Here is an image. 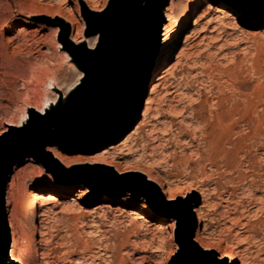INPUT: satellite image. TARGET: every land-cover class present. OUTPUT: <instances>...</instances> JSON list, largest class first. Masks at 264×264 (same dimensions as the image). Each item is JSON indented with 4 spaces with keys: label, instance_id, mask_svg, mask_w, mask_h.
<instances>
[{
    "label": "rangeland",
    "instance_id": "1",
    "mask_svg": "<svg viewBox=\"0 0 264 264\" xmlns=\"http://www.w3.org/2000/svg\"><path fill=\"white\" fill-rule=\"evenodd\" d=\"M110 1L91 0L89 6L83 0H0V134L7 125L19 127L29 117L38 118L39 112L25 104L32 103L34 97L41 99L43 112L55 108L45 96L50 90L48 84L44 86L46 75L61 68L62 86L75 79L80 69L77 62L97 39L92 47L87 43L78 47L68 38L74 36L77 25L81 34L94 36L87 35L88 24ZM192 1L173 0L170 21L163 11L159 46L164 40V24L172 32L188 15L186 25L167 62L146 83L136 107L141 105L136 123L135 109L124 124L96 144L89 142L90 136L50 132L47 136L65 156L63 161L44 148L38 158L30 156L29 162L23 159L12 166L5 187L7 221L19 235L17 253L30 254L35 247L41 252L28 259L29 264H43L42 251L50 253L54 264H242L219 258L226 246L237 245L235 234H248L244 247L251 264H264V226L253 216L248 219L256 224L255 234L239 232L226 219L216 225L211 220L222 211L223 203L213 196L205 210L208 232H213L199 242L195 236L202 230H198L193 211L203 204L200 187L211 192L215 186L221 197L230 192L233 199L243 196L246 200L251 186L259 188L263 182L264 125L252 121L257 115L248 113L242 119L231 114L230 121H225L228 130L219 140L218 136L211 139L215 145L211 154L204 132L212 131L209 122L221 107L240 108L246 101L244 92L255 93L264 85V41L260 40L261 51L254 45L264 35V6L262 0H247L246 5L233 8L218 0H203L189 12ZM168 5L169 0L165 8ZM12 25L14 30L2 35L6 26ZM68 64L76 71L66 68ZM41 74L43 79L38 81ZM82 77L83 73L78 82ZM156 85L159 92L153 93ZM35 87L38 92L33 93ZM150 97L157 113L150 115L148 129H142V137L136 139L134 132ZM251 99L257 101L255 95ZM260 102L264 105V98ZM172 105L177 114L169 111ZM105 151L114 156L105 155ZM90 156L96 161H88ZM147 172L167 176L170 192L162 193L147 180ZM44 174L62 183L72 182L74 187L63 194L49 191ZM127 174L135 177H121ZM189 180L196 189L187 187ZM253 193L255 197L263 195L260 188ZM177 199L186 201L169 205ZM45 207L49 208L44 228L45 237L51 239L49 250L38 243V221ZM140 208L146 213L141 226L133 230L129 225L139 215L132 212ZM260 217L264 225V213ZM187 235H191L189 241Z\"/></svg>",
    "mask_w": 264,
    "mask_h": 264
},
{
    "label": "water",
    "instance_id": "2",
    "mask_svg": "<svg viewBox=\"0 0 264 264\" xmlns=\"http://www.w3.org/2000/svg\"><path fill=\"white\" fill-rule=\"evenodd\" d=\"M167 3L168 0H111L88 24L87 35L97 34V42L86 48L77 62L83 77L65 101H57L53 110L46 109L37 114L38 118L29 117L21 126H10V131L0 134V264L7 261L10 245L5 187L12 166L30 156L38 158L46 144L55 142L47 136L50 132L88 138L123 122L133 106L143 72L159 47ZM63 38L67 42V28ZM140 110L141 105L136 109L135 123ZM186 238L189 241L191 235Z\"/></svg>",
    "mask_w": 264,
    "mask_h": 264
},
{
    "label": "bare ground",
    "instance_id": "3",
    "mask_svg": "<svg viewBox=\"0 0 264 264\" xmlns=\"http://www.w3.org/2000/svg\"><path fill=\"white\" fill-rule=\"evenodd\" d=\"M83 1L87 5L90 6L91 0H83ZM172 1L173 0H169V5L166 8L164 7L165 10H163L164 11V16H165V18L168 21H170V19L172 17V11H173L172 10ZM202 1L203 0H193L191 2V4H190L189 12L194 11L197 8L198 4L201 3ZM218 1H221L222 3L228 5L229 7H232V8L233 7H237V6H242L243 4L246 5V0H218ZM61 15H63L64 17H66L62 13H61ZM187 16L188 15H185L182 18L181 23H179L177 25V27L174 28V30H172V32H169L168 31V28H167L168 24H164L163 25L164 40H163L161 46H159L157 48V50L152 54V56L150 58V62H149L150 64L148 66L149 68L143 72V75H142V77H141V79H140V81L138 83L137 89H136L135 99H134V102H133V106H132L131 110L127 113V115L125 116V118L123 120L124 123L134 113L135 106L137 105L140 96L143 94V90H144V87H145L146 83L149 82V80L151 78H153L157 74V72L160 70V68L169 59L172 46L176 43V41H177V39L179 37L181 28H183L186 25ZM262 18H264V16ZM255 20H258V18H256ZM70 21L69 22L72 24L73 21L72 20H70ZM75 29L76 30H75L74 36L73 37L72 36L71 37L69 36L68 39H70L72 42L76 43L78 47H82L84 43H87L89 47H92L94 45V43H95V41L97 39V34H95L94 36H91V37H87L86 35L81 34L80 26L77 25L75 27ZM13 30H14V25H12V26H6V28L2 31V35H4L5 33L10 32V31H13ZM260 40L261 41H264V35L260 36L259 40L254 43L255 47L259 51H261V49H262V44H261L262 42ZM10 42H11V40L10 41H7V44H9ZM61 55L65 59L68 58V55L65 52H63V51H62ZM251 60H253V59H251ZM66 68H72V70L76 71L75 67H73L70 64H68V67H66ZM60 72H61V68H56L55 70H51L50 73L48 75H46L47 79L45 77L46 81H45L44 86H47V84H48V87L50 89L48 91V93L45 94V96L48 97L51 100L52 103L49 104L50 106L54 105V103L57 102V101H59V100H65L66 95L69 94L71 92V90L74 89L77 86V84L79 83L78 82V79H79V77L83 73L82 70L79 69L78 71H76V77H75V79L71 83L62 86L61 81H59V74H60ZM43 76H44L43 74L39 75L38 76V81H41L43 79ZM162 83H164V82H162ZM160 85H162V84H160ZM157 87H158L157 85H156V87L154 86V88L152 90L153 93L159 92V89ZM36 92H38V91H37V89L35 87V90H33V93H36ZM168 92H169V90H168ZM244 93H246V92H244ZM244 93H243V97H245L246 101L245 102H242V104H241L242 107L240 106V108H238L237 105L236 106L233 105L232 107H225V108H222L221 107V110L219 112H217L216 115L214 114L215 117L211 115L214 119H213L212 122H209V124H210L209 125V127H210L209 129L212 130V131L210 132L208 130V132H207V130L206 131L204 130L205 131L204 134L208 138V141H206V142L209 143L208 144L209 154L213 153L212 151H214L213 147L215 145L212 144V142H213L212 140L213 139H216L217 138L216 136L219 137L218 138V140H219L220 139V136L221 135L223 136V134L228 130V128H229L230 125L228 124L229 125L228 126L225 123V121L227 119H228V121H230L229 120V119H231L230 116H232L233 114H237L239 116V118H242V119H243V117L247 116L248 113L255 114V115H257V117H255L254 120H252V121H254V122L256 121V123L264 125V105H262L261 102H260V98H264V85H262L259 88V90L256 91L255 93L254 92L253 93H249V94H244ZM252 95H255V98H256V100L258 102L256 100H254L256 102H253L252 101V99H251V96ZM153 99H154L153 97H150L147 100V102H146V106H145V108L143 110V113H142V116H143L142 122H141L140 126L134 132V134L136 135V139L142 137V135H141L142 129H145V130L148 129V128L146 129L145 126H146V123H147V119L149 117H151L150 115L153 116L154 114L157 113V110H155V106L152 107V104L155 101V100L153 101ZM40 100H39V98L37 99V98L34 97V100H33L32 103H25V104H27L30 109H32L34 111H38L39 113H42L43 112V106H42V101H40ZM168 107H169V111L172 112V113H176L177 114L179 112V111H176V107L174 105L168 106ZM191 107L193 109V106H191ZM46 109L47 108H45L44 111ZM194 110H195V108H194ZM189 111H192V110H189ZM213 112H215V111H213ZM249 115H251V114H249ZM123 122H121V123H123ZM119 125L114 126L111 129L106 130V131H99V132L92 133L90 135L89 142L91 143V141H92V143H95L96 144L97 142H99L100 140H102L107 135H110L111 133H113L114 131H116V129L119 127ZM10 126H12V125L5 126L2 129V131H3L2 133L10 131ZM169 127H170V125H169ZM213 137H216V138H213ZM152 138L153 139L154 138L156 139L155 136L154 137L152 136L151 139ZM131 142H133V140ZM45 146H44L45 149L44 148L43 149L46 150V152H48V153L50 152V154H52V156L56 160L63 161L65 159V156L61 153L60 149H58L57 147H55L52 143L46 144ZM103 153H106L105 155L110 156V157H113L114 156V154H112V152H109V151H105ZM29 159L30 158H25V161L26 162H29ZM91 159H94V161H96L95 156H90L87 160L90 161ZM146 175H147V180H150V181L154 182L156 184V186L159 188V190L162 193L165 194V193H169L170 192V183H169V180H168L167 176H165L163 174L153 175V174H151L149 172H147ZM121 177L122 178H134L135 176L134 175H131V174H127V175H123ZM44 179L47 181V184L49 185V191H54V192L59 193V194L67 193V192H69L70 189H72L74 187V184L72 182L62 183V182H60L58 180L56 181L49 174H44ZM186 184H187V187L188 188L196 189V187L194 186V183L192 181L189 180V181L186 182ZM257 186L258 185H255V187H254V185L251 186V188L249 190V193H247L248 194L247 195L248 196V199H246V200H244L242 198L243 196L242 197H239V196H241L239 194H238L239 195L238 196L239 197L238 199H235V198L233 199L232 196H231L232 193H230V192L227 193V195L225 197H221V196H219L220 194H218L217 187H215V186L210 190L211 192H209L208 190H205L204 187H202L204 189H202L201 187H200L201 189L198 188L199 189L198 193L200 192L202 194V197H203V204H200V205L195 206L193 208V211H194L195 216L197 218L198 230H202V232L201 231L197 232V234L195 236V240L200 242L203 239V237H205V235H207L210 232H213V230H211V231L208 232L209 225H208V223L205 222L206 219H207L206 218L207 217L206 207H210L211 206L210 205L211 202H209V199L211 197H213V196L215 198H217V199L218 198L220 199V201L223 203V208H222V211H220L219 213H217V217L216 218L214 217V218H212V220L210 218V220L212 221V223H214L216 225H219V222H220L221 219L222 220L226 219L229 222L231 221V224L233 226H236L238 228L239 232H244V233L253 232L255 234L256 231H255L254 228H255V225L256 224L253 223V222H252L253 224H251V221H249V219H250V216H253L254 219L256 220V222L260 226H264L263 225V220H262L263 218L261 219V217H260L261 214L264 213V179H263V182H262L261 186H259V188L263 192V195H260L258 197L257 196L255 197V194L253 192H254V190L256 191L257 189H259V188H256ZM252 187H254V188H252ZM85 188L86 187H82L83 193H86L87 192V189L85 190ZM245 192H247V191H245ZM38 195H41V194L39 193ZM242 195H244V194H242ZM39 198L42 201L46 200V199H44V196H39ZM138 200L139 199H137V201ZM185 201H186V199L183 200V201L177 199L175 201L170 202L169 205H178V204H181V203H183ZM41 205H45V204L42 203ZM34 209H35V204L32 205L31 212H33ZM205 210H206V212H205ZM132 213H135L137 216L139 215L136 219H133L132 220V223L129 225L130 228L134 230L137 227L141 226V221L143 219V215H145L146 212H144V210H142L140 208L137 211L132 212ZM40 216H42V219H40L38 221V236H39L38 243L40 244L39 247L42 248V249L49 250L48 244L50 243L51 239H48V238L45 237L46 231L44 229L45 228V225L47 223V218L49 216V208L48 207H45V209L40 214ZM80 216H82V215L80 214ZM209 224H211V223H209ZM8 225L11 227V232H10V245H9V249L10 250H9V256H8L7 261L5 262V264H29V260L28 259H32L33 257H35V255H39L41 252L39 253V251L35 247L33 250H31L30 254H23V253L22 254H19V253H17L16 250L18 249L19 242H20L19 241V235L16 234V233H13V228L14 227H13L12 223H8ZM247 235L246 236H241L239 234H235V237L234 238L237 240V245L236 246H232V245L231 246H226L224 248V250H222V252L219 254V258H221L223 262H233L235 260L236 261L237 260H240L242 262V264H251V259L248 257L250 255L246 254V250H247L246 249V246H247V244L249 242V237ZM262 236H264V235H262ZM254 237L255 236H252L253 239H254ZM244 245H246V246L244 247ZM235 250L238 251V252H236L237 253L236 255H235ZM50 257L51 256H50V253L49 252H45V251L43 252L42 251V263L43 264H54V260L50 259Z\"/></svg>",
    "mask_w": 264,
    "mask_h": 264
}]
</instances>
